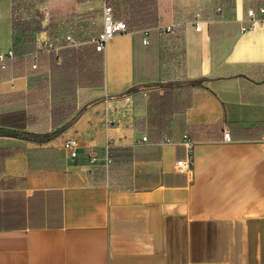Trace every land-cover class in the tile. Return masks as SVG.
<instances>
[{
	"label": "crops",
	"instance_id": "obj_1",
	"mask_svg": "<svg viewBox=\"0 0 264 264\" xmlns=\"http://www.w3.org/2000/svg\"><path fill=\"white\" fill-rule=\"evenodd\" d=\"M0 1L8 52L14 0ZM252 1L225 10L219 0H158L149 44L129 31L108 42L104 85L79 93L72 123L30 128L57 136L0 126V264H264V25L241 32ZM91 2L38 3L54 26L36 38L62 39L58 15L88 13ZM197 12L213 18L201 32ZM16 62L0 68V113L23 110L18 95L36 83L15 74ZM165 92L172 101L159 115ZM185 136L195 143L189 173L177 169Z\"/></svg>",
	"mask_w": 264,
	"mask_h": 264
},
{
	"label": "trees",
	"instance_id": "obj_2",
	"mask_svg": "<svg viewBox=\"0 0 264 264\" xmlns=\"http://www.w3.org/2000/svg\"><path fill=\"white\" fill-rule=\"evenodd\" d=\"M29 1L37 4L46 2V0H14L13 51L14 60L17 58L15 69H21L15 74H29L32 78H36V83L30 85L26 94L18 95L25 102L23 110L0 113V126L30 130L22 133L21 137L44 142L57 136L58 132L43 135L30 128L37 123L45 125L50 122V126L45 125L42 130H37L48 132L62 124L72 123L71 118L77 113L79 106V93L87 89L101 88L104 85V52H98L93 44H84L79 47L62 48L58 55L55 52H43L36 56L37 34L44 30L49 31L54 24L52 18L44 23L46 14L36 6L35 9H22ZM89 1L91 0H78L79 3ZM260 1H252L255 9L260 7ZM107 2L113 6L115 18L124 19L128 31L135 36H143L146 32L151 35L158 29V0H107ZM219 4L225 10L232 9L235 5L234 0H219ZM57 56L62 59L60 64L56 61ZM34 59L37 60L36 69H33ZM8 63L9 61L5 68L1 65L0 68L5 70ZM50 71L51 77L48 74ZM169 95L171 92L158 96L159 115L164 111L163 106L167 105L168 108L172 101L171 98L169 100ZM5 98L10 100L14 99V96ZM2 99L0 97V104Z\"/></svg>",
	"mask_w": 264,
	"mask_h": 264
},
{
	"label": "built area",
	"instance_id": "obj_3",
	"mask_svg": "<svg viewBox=\"0 0 264 264\" xmlns=\"http://www.w3.org/2000/svg\"><path fill=\"white\" fill-rule=\"evenodd\" d=\"M102 14H101V24L99 25V20H91V25H98L100 29L96 34L90 36L88 40H80L74 36L71 32H67L62 39L59 38L51 39L45 36H38L36 38V52L37 56L39 53L43 52H55L59 53L62 48H73L79 47L84 44H93L98 52H104L108 42L114 37L127 33L128 25L125 21L116 19L114 16L113 7L107 2V0H103ZM222 8L218 7L216 9V13H221ZM213 22V18L205 19L203 17L202 12H197L194 15V19L191 24L194 26L197 32H201L204 30V26ZM257 25H264V5H261L258 9L250 8L248 9V16L245 21V24L241 28V32L245 33L248 30L255 28ZM161 36H165L167 34L174 32L173 26H168L166 28H162L159 30ZM144 44H149L148 32L145 33ZM15 54L13 49L8 52L0 51V65L2 68L6 67V63L12 59H14ZM57 60L60 62L62 59L60 56H57ZM37 68V63L33 64V69ZM224 140L225 142H231L232 136L230 130L224 131ZM148 137H144L143 141H147ZM167 142H171L168 140ZM183 146L185 147V157L177 161V169L183 173H189L193 169L194 164V150L195 143L189 137L185 136L183 139ZM77 143L74 140H68L64 144V149L69 153V155L76 159L78 157L77 151ZM96 162V159L92 160V163ZM107 162L110 163V160L107 159Z\"/></svg>",
	"mask_w": 264,
	"mask_h": 264
},
{
	"label": "rangeland",
	"instance_id": "obj_4",
	"mask_svg": "<svg viewBox=\"0 0 264 264\" xmlns=\"http://www.w3.org/2000/svg\"><path fill=\"white\" fill-rule=\"evenodd\" d=\"M91 1L92 2L88 6L90 7L88 13L87 12L77 13L73 11L72 12L66 11L61 13V15L60 14L58 15L59 27L63 28L64 30L63 33L71 32L72 34H75V37L83 41L89 39L91 35L96 34V32L99 29V26L98 25L92 26L91 20L93 19L100 20L104 1L103 0H91ZM35 6L36 7L38 6L36 2L29 1L25 3L22 9L24 10H29V8L35 9ZM119 20L125 21L122 18H120Z\"/></svg>",
	"mask_w": 264,
	"mask_h": 264
}]
</instances>
